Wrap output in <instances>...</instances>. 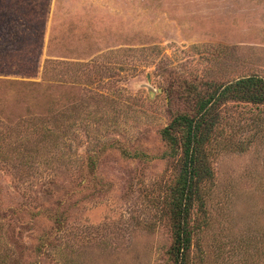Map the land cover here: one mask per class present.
Wrapping results in <instances>:
<instances>
[{
    "label": "rangeland",
    "instance_id": "374dc122",
    "mask_svg": "<svg viewBox=\"0 0 264 264\" xmlns=\"http://www.w3.org/2000/svg\"><path fill=\"white\" fill-rule=\"evenodd\" d=\"M253 76L264 0H0V264H174L163 130ZM217 113L184 264H264V106Z\"/></svg>",
    "mask_w": 264,
    "mask_h": 264
},
{
    "label": "trees",
    "instance_id": "16d2710c",
    "mask_svg": "<svg viewBox=\"0 0 264 264\" xmlns=\"http://www.w3.org/2000/svg\"><path fill=\"white\" fill-rule=\"evenodd\" d=\"M228 100L264 106V81L253 76L228 85L208 86L205 93L196 97L192 115L176 116L162 133L169 148L178 147V133L181 135L182 145L181 174L169 202L174 238V264L181 261V264H184L185 253L191 240L189 214L193 202L198 200L199 184L210 176V171L204 165V145L218 120V106Z\"/></svg>",
    "mask_w": 264,
    "mask_h": 264
}]
</instances>
